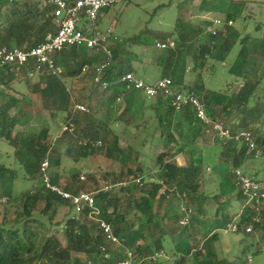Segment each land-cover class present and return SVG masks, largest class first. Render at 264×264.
Masks as SVG:
<instances>
[{
	"label": "trees",
	"instance_id": "1",
	"mask_svg": "<svg viewBox=\"0 0 264 264\" xmlns=\"http://www.w3.org/2000/svg\"><path fill=\"white\" fill-rule=\"evenodd\" d=\"M199 11L224 13L225 24L212 35L204 29L209 21L194 30L189 22L177 16L175 30L167 34L153 32L156 40L173 38L176 42L175 49L160 50L156 59L154 65L160 71V79L170 78L179 89H187L196 95L213 120L232 134L250 131L256 142L258 131L253 127L264 122V106L261 107L264 105V38L242 34L227 24V21L239 18L238 9H222L203 1ZM56 31L50 8L42 6V0H0V49L11 46L33 48ZM236 44L239 49L228 65V73L244 80L243 85L230 94L208 89L202 81L206 65L208 62L214 65L226 63ZM111 51L112 59L102 71L99 83L94 82L95 70L103 55L85 47L72 46L55 52L51 57L56 67L62 69L61 74L43 73L35 82L27 75L32 70L31 63L19 70L0 63V141L13 150L15 165L9 167L0 162V206L20 201L18 216L22 219L7 229L9 235L0 224V264H86L88 261L113 264L122 259L125 251H131L135 259H142V264H247L246 257L241 255L264 254V203L256 207L249 202L235 186L231 172L240 167L245 158L255 160L246 156L243 147L237 149L234 141L213 142L220 150L216 171L218 191L207 193L203 163L197 153L198 147L204 149L206 142H212L204 134L203 126L191 108L186 106L181 112H176L161 96L147 99L139 90H126L118 80L129 73L137 76L133 53L127 44L120 43L112 45ZM188 62L193 65L191 85L185 82ZM84 66L87 70L82 74ZM16 83H23L27 92L16 94ZM29 95L38 98L40 108L51 118L61 116L64 125H73L74 130L62 131V137L67 144V154L75 161L90 156L121 161L125 152L119 146L117 130L126 133L130 128H138L142 122L153 120L149 127L144 124L143 130L152 139L153 133L160 131V149L154 159L156 169L149 167L144 170L139 166L135 171H127V176L141 178V186L132 183L118 188L117 185L124 180L122 173L116 179V186L107 191L84 190L79 173H72L61 186L58 174L49 172L58 167L59 160H53L48 128L39 133L21 130L14 134L26 114ZM118 98L122 99L121 106L116 102ZM76 104L84 105L88 111H76ZM116 106L120 110L115 114ZM234 112L241 118L236 126L230 128L229 119ZM96 142L101 146L93 149L91 145ZM257 142L262 151L259 159L264 171V135ZM151 144L154 145L152 141ZM179 155L186 157L185 165L177 163ZM45 159L53 184L72 194L82 191L92 194L101 218L111 225L113 234L120 240L119 246L105 240L98 224L88 218L87 211L78 219L67 216L62 231L64 245L56 236L48 235L37 246L36 236L31 232H28L29 239L34 240L30 246L22 242L29 222L36 220L33 218L35 214H47L52 206H70L68 201L42 185L33 191V184L41 182L40 165ZM19 178L32 185L17 192L15 183ZM87 179L96 185L94 176L88 175ZM182 207L186 212H181ZM212 207L210 221L206 214ZM255 217L259 218L258 222L253 221ZM185 218L188 223L182 225ZM234 222L239 227L235 234L251 239V244L242 248L239 256L227 259L221 257L216 249L218 232ZM249 225L251 232L246 233L245 228ZM257 236L261 241H255ZM161 251L165 258L154 262L146 260Z\"/></svg>",
	"mask_w": 264,
	"mask_h": 264
},
{
	"label": "rangeland",
	"instance_id": "2",
	"mask_svg": "<svg viewBox=\"0 0 264 264\" xmlns=\"http://www.w3.org/2000/svg\"><path fill=\"white\" fill-rule=\"evenodd\" d=\"M203 1H209V3L222 9L240 10L239 18L232 21V26L241 31L242 34L264 38V0H116L108 9L100 12L99 24L101 29L111 28L117 36L121 37V45L127 44L129 46L133 53V65L137 70V74H139L138 77L147 83H154L160 79V71L154 64L161 51L154 46V42L159 40L154 39L153 32L164 34L172 32L177 24V16H180L183 21L189 22L194 30L198 27L202 28L205 25V21L214 18L225 20L224 13H201L199 7ZM238 49L239 45L236 44L224 64L216 63L214 65L212 62H208L202 72V81L208 89L230 94L237 92L241 88L244 80L233 77L228 73V65L233 62ZM192 67L193 65L188 62L185 70V82L190 85L194 77L191 73ZM33 81L35 82L36 80ZM14 88L16 94H25L27 92L23 83H16ZM17 96L20 97L19 95ZM28 98L29 102L25 105L26 114L21 125L14 130V134L21 130L39 133L42 129L48 128L49 142L54 152V154L52 153L54 155L53 160H59L58 167L50 169L49 172L58 174V183L61 186L65 185L66 180L72 173H79L80 176L84 177V180L79 179L80 182H83L84 190L93 192L104 187L113 189L120 173H122L123 179L129 178L130 180L132 177L127 176L128 170L135 171L139 166H142L144 170L149 167L156 169L154 159L160 149V131L156 130L152 139L147 131L143 130L144 124L149 127L153 124V120L146 123L142 122L138 128H130L126 133H122L120 129L117 130L120 135L119 146L125 152L121 161H110L103 156H90L75 161L67 154V144L62 137V128L64 126L62 117L51 118L48 112L40 108L37 97L29 95ZM118 104L121 106L120 103ZM263 106L262 104L261 107ZM119 110V107L116 106L114 109L115 114ZM239 118H241L239 113L234 112L229 119V127L236 126ZM253 128L258 131L255 134L257 135L255 138L258 144L257 139L260 141L264 135V122L261 126L256 125ZM150 140L156 146L152 145ZM205 144L207 146L204 149L198 147L197 156L201 157L205 172L203 178L206 180L205 190L210 194L218 191L216 171L220 150L218 144H210L208 142ZM12 151L10 147L0 141V162L6 166L15 167ZM176 161L179 165H185L186 157L180 155L176 158ZM261 165L262 161L258 159L249 162L247 168H251L249 169L250 173L262 178L264 172L259 171V169H262ZM144 173L146 174V172ZM88 175L94 176L96 185L87 179ZM20 178L15 183L17 192L32 185L29 181ZM40 185V182L34 183L32 186L33 191L38 190ZM213 210L214 207L207 210L206 217L210 221ZM20 212V201L0 206V224L5 229L6 235L10 234L7 229L11 225H17L22 221L18 216ZM74 214V210L70 206L60 205L50 207L47 214H35L33 218L36 220L29 222V226L26 228L28 230L24 233L22 242L28 243L30 246L31 240H34L33 238L29 239L28 232H31L36 236L37 246L48 235L56 236L64 245L62 231L65 226V219L67 216L72 218ZM18 232L21 234L20 231ZM218 235L219 242L216 244V249L221 257H226L227 259H234L235 256H239L241 249L251 244V239H244L240 234L225 233L221 230ZM255 241H261L260 236H257ZM262 249L264 250V243H262ZM23 251H26V247H23ZM241 257H246L247 264H264L263 253L253 255L248 253L246 256L241 255Z\"/></svg>",
	"mask_w": 264,
	"mask_h": 264
},
{
	"label": "built area",
	"instance_id": "3",
	"mask_svg": "<svg viewBox=\"0 0 264 264\" xmlns=\"http://www.w3.org/2000/svg\"><path fill=\"white\" fill-rule=\"evenodd\" d=\"M11 1V0H10ZM116 0H42V6L50 8V15L53 17L54 24L57 28L55 34H48L43 43L33 48H20L11 46L9 48L2 47L0 49V63L2 65H10L19 68L32 64V70L28 71V78L37 80L43 73L60 75L62 69L56 67L54 59L51 57L55 52H59L64 48L76 46L85 47L87 50L94 53H101L103 60L96 67L95 83H99V77L104 68L112 59L111 46L121 43L122 38L117 36L111 28L105 30L100 28L99 14L102 10L108 9ZM225 24L219 18L209 20V24L205 25L206 33L215 35V33ZM229 26L232 21H227ZM154 46L159 50L175 49L176 42L173 39H165L164 41H155ZM87 67L84 66L81 73L84 74ZM126 90H139L147 99H155L158 96L165 98L170 107L176 112H181L186 106H189L194 113L197 121L203 126V132L206 137L213 143L216 141H234L237 143V149L244 148L247 157H252L257 160L261 157L262 151L257 146L255 139L250 131H240L232 134L228 128L213 118L207 113L205 106L200 102L198 97L187 89H179L175 86L170 78H161L154 83H147L143 79L133 75L125 74L121 79ZM106 87V84H103ZM121 98L117 99V104L121 103ZM75 110L81 113H86L88 109L82 104H76ZM63 132H72L74 127L72 124L64 125ZM101 146L100 142L93 143L91 147L97 149ZM49 164L45 159L40 165L42 175L41 185L50 190L62 200L69 202L74 210L72 218L78 219L85 211L88 213V218L98 224L101 234L113 246H119L120 240L113 234L111 225L101 218V213L96 207L95 199L88 192H79L76 194L69 193L63 190L56 184L51 182L48 175ZM234 177L235 186L248 198L249 202H253L256 207L264 203V180H255L248 176L241 167L231 170ZM81 180L84 177L80 176ZM152 181L151 178L148 180ZM135 183L142 185L140 177L129 180L124 179L117 185L118 188L128 187ZM110 187H104L103 190H110ZM258 210V208H257ZM181 212H186L184 207ZM254 222H258L259 218H253ZM188 223L185 218L181 224ZM239 227L237 223H229L223 230L225 233H236ZM252 227L249 225L245 228V232H251ZM104 251V248H102ZM165 258L163 251L155 253L146 258L148 261H157ZM250 259V257H249ZM142 259H135L131 251H125L122 259L113 264H142ZM86 264H96L93 261H88Z\"/></svg>",
	"mask_w": 264,
	"mask_h": 264
},
{
	"label": "crops",
	"instance_id": "4",
	"mask_svg": "<svg viewBox=\"0 0 264 264\" xmlns=\"http://www.w3.org/2000/svg\"><path fill=\"white\" fill-rule=\"evenodd\" d=\"M138 76H139V74H137V77H138ZM144 81H145V80H144ZM179 156H180V155H179ZM181 156H183V155H181ZM252 161H253V160H250V159H246V158H245V159L243 160V162H242V164H241L240 167L245 171V173H247V174L249 173L248 175H252V176H254L256 179H264V176H263L262 178H258V176H257L256 174L253 175L254 173L252 174V173L249 172V171H250L249 169H251V168H247V165H248L249 162H252ZM261 168H262V167H261ZM262 170H263V169H259V171H262ZM256 171H258V170H256ZM256 171H255V172H256ZM262 172H264V171H262Z\"/></svg>",
	"mask_w": 264,
	"mask_h": 264
}]
</instances>
